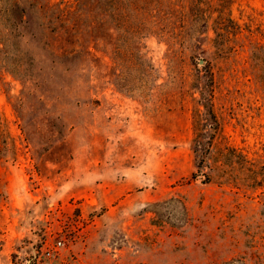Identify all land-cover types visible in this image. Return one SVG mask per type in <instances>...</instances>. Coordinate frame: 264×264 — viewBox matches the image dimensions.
Instances as JSON below:
<instances>
[{
  "label": "rangeland",
  "instance_id": "374dc122",
  "mask_svg": "<svg viewBox=\"0 0 264 264\" xmlns=\"http://www.w3.org/2000/svg\"><path fill=\"white\" fill-rule=\"evenodd\" d=\"M49 249L264 264V0H0V264Z\"/></svg>",
  "mask_w": 264,
  "mask_h": 264
},
{
  "label": "built area",
  "instance_id": "2783aa9c",
  "mask_svg": "<svg viewBox=\"0 0 264 264\" xmlns=\"http://www.w3.org/2000/svg\"><path fill=\"white\" fill-rule=\"evenodd\" d=\"M63 245L62 241L57 243L56 249H59ZM53 251L52 250H47L44 255L47 256L46 262L42 264H54L52 261V256H53Z\"/></svg>",
  "mask_w": 264,
  "mask_h": 264
}]
</instances>
